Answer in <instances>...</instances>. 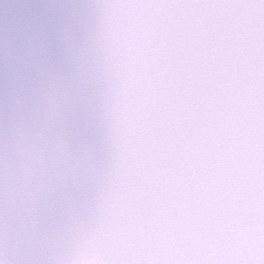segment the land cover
<instances>
[{"label": "clouds", "instance_id": "9594fccd", "mask_svg": "<svg viewBox=\"0 0 264 264\" xmlns=\"http://www.w3.org/2000/svg\"><path fill=\"white\" fill-rule=\"evenodd\" d=\"M0 264H264V0H0Z\"/></svg>", "mask_w": 264, "mask_h": 264}]
</instances>
